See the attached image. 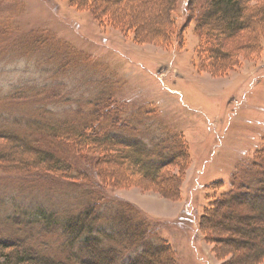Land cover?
I'll list each match as a JSON object with an SVG mask.
<instances>
[{"label":"rangeland","instance_id":"374dc122","mask_svg":"<svg viewBox=\"0 0 264 264\" xmlns=\"http://www.w3.org/2000/svg\"><path fill=\"white\" fill-rule=\"evenodd\" d=\"M186 2L176 3L178 27L187 21ZM166 3L118 0L107 5L115 21H99L69 0H0V95L26 90L47 115L75 121L88 120L99 104L102 112L110 109L107 120L126 121L130 134L148 143L182 133L190 160L179 198L162 195L149 182L106 185V196L126 199L163 220L161 235L177 251L179 264H238L246 254L244 233L235 235L239 243L229 241L239 255L230 262L229 250L235 248L205 238L199 219L210 198L230 189L238 164L263 147L264 37L259 48L253 37H242L245 44L231 42L239 49L230 59L236 65L213 75L199 67L195 22H189L183 43L175 37L167 46L148 41V31L165 22L161 4ZM248 6L264 8V0ZM134 29L146 37L137 40ZM49 93L56 95L51 103L39 101ZM73 180L57 177L25 186L0 180V235L10 229L9 217L77 205L80 189ZM218 182L222 188H214Z\"/></svg>","mask_w":264,"mask_h":264},{"label":"trees","instance_id":"16d2710c","mask_svg":"<svg viewBox=\"0 0 264 264\" xmlns=\"http://www.w3.org/2000/svg\"><path fill=\"white\" fill-rule=\"evenodd\" d=\"M116 1L69 0L91 11L99 21H115L107 5ZM177 1L161 4L165 22L148 31V41L167 46L175 37L183 43L189 22H195L199 67L213 75L236 65L237 60L230 59L239 49L234 50L231 42L244 43L242 37H253L257 48L261 47L264 8L251 9V0H187V21L181 27L173 15ZM134 30L137 40L146 37ZM41 96L39 101L47 103L56 97L50 93ZM38 103L34 93L23 89L0 95V180L25 186L50 182V178H74V187L80 189L79 203L62 211L41 208L25 217H9L10 229L0 235V264H179L177 251L161 235L166 223L133 202L106 196L104 187L149 182L162 195L179 198L190 160L184 135L176 133L148 143L130 134L126 121L120 122L118 117L107 120L111 111L102 112L99 104L88 120L75 121L51 117ZM173 166L179 169L176 175L170 173ZM223 185L218 182L214 188ZM209 200L199 219L205 238L234 247L229 250L232 262L239 256L238 246L229 241L244 233L241 243L246 254L239 263L262 262L264 142L253 157L238 164L230 189ZM220 231L227 235L221 236Z\"/></svg>","mask_w":264,"mask_h":264}]
</instances>
